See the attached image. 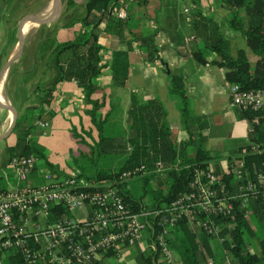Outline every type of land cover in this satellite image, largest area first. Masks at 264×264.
<instances>
[{"label": "trees", "instance_id": "trees-1", "mask_svg": "<svg viewBox=\"0 0 264 264\" xmlns=\"http://www.w3.org/2000/svg\"><path fill=\"white\" fill-rule=\"evenodd\" d=\"M224 6L229 16V26L239 31L244 37L248 48L256 55L254 65H250L245 48L239 47L233 53L230 52L227 40L219 31L218 22L211 15L197 11V16L192 17L193 38L198 42L191 49V55L199 62L209 61L224 69V79L227 83H237L240 88L249 90L253 88H264V0H218ZM199 4V0H192ZM66 8L74 4V0H66ZM120 0H86L85 13L68 24L79 22L80 30L73 38L58 42L54 48V62L59 67L60 74L54 82L47 87L36 86L40 91L41 103L48 104L54 97V89L58 81L73 78L81 88L84 112L94 122L100 132L101 139H108L105 152H119L123 155L122 162L117 166L102 167L95 170L93 176L96 178L113 179L123 169L135 165L144 164L146 172L119 182L120 192L124 201L133 210L144 208H158L168 204L178 195L190 189L192 171L195 167H207L209 155L203 145L198 142L193 156H188L185 146L188 142L182 141L176 144L169 137L170 128L163 119V106L159 100H147L140 102L135 94H130V104L127 115L130 120L126 137H123L118 145L111 144V136L104 135V125L109 120V112L116 105L110 104L105 112L100 109L104 107V95L98 94V81L102 62V43L98 40V30L104 23L107 32L120 36L121 31L129 29L132 32L130 12L124 18L111 14L113 6L119 7ZM128 8V7H127ZM143 33L142 38L151 37L152 33ZM133 37L141 42V34L132 32ZM146 35V36H145ZM129 43V42H128ZM146 46L147 56L152 59L157 48L151 39L140 43ZM208 53L214 55L208 59ZM129 63L127 51L116 49L112 51V62L110 63L111 83L114 86L125 85L128 76ZM168 91L178 96V109L180 117L188 130L189 98L187 95L185 77L177 70L170 69L168 80ZM239 117L248 121L247 140L239 146V154L230 157H242L247 168L252 172L264 166V107L253 110L250 107L236 108ZM19 118L16 124H19ZM28 128L18 135L17 141L12 146L19 149L13 154H29L34 149L36 153L44 158L45 166L65 176L70 168L56 170L52 168L47 155L38 148L31 139L27 138ZM258 146L253 151L252 147ZM13 148V147H12ZM15 150V149H14ZM104 150V149H103ZM102 150V151H103ZM12 154V155H13ZM35 154V153H34ZM36 155V154H35ZM166 163L164 167L165 180L154 170L156 161ZM75 169L82 175L78 168ZM221 179L229 184L232 175L221 173ZM156 179V184H154ZM136 183L135 186L132 184ZM232 184H229L228 187ZM254 209V217L264 219V198L259 197L250 202ZM57 216L61 213L69 215L70 211L60 204L55 208ZM204 217L203 213L198 214ZM217 222L223 223L218 233H208L201 227L192 228L193 222L182 214L173 225L168 226L166 238L173 246L181 264H204L213 255L210 246V238L224 236L223 243H227L229 252L232 255L230 264H256L264 259V239L258 240L257 250L250 251L244 247V231L250 230L247 213L236 204L233 213L220 216L215 215ZM157 217H151V222L156 224ZM228 225V226H227ZM229 236V242L227 237ZM111 253V252H109ZM159 251L149 253L138 252L137 261L139 264H153Z\"/></svg>", "mask_w": 264, "mask_h": 264}, {"label": "built area", "instance_id": "built-area-1", "mask_svg": "<svg viewBox=\"0 0 264 264\" xmlns=\"http://www.w3.org/2000/svg\"><path fill=\"white\" fill-rule=\"evenodd\" d=\"M120 2L119 7H112L111 14L124 18L127 4ZM103 57L101 54V60ZM229 102L238 108L258 110L264 107V88L245 90L232 83ZM37 123L45 134L48 121ZM252 149L258 150V146ZM36 161L32 153L13 154L7 161L18 183L0 190V264H93L102 253L120 256L124 247L142 243L145 231L148 249L173 262L177 254L166 232L182 214L193 226L218 233L222 223L214 219L215 215L233 213L236 204L247 213L251 201L264 198V166L251 172L240 156L229 159L220 173L210 167H195L190 189L164 206L138 210L124 201L119 182L146 172L144 164L125 168L108 180L82 175L75 167L59 176L47 167L42 169V181L26 183ZM163 169L164 164L156 161L154 170ZM229 172L231 187L220 176ZM60 204L69 215L57 216L55 208ZM75 209L82 213L74 214ZM200 213L204 217H199ZM151 217L158 218L156 224ZM204 264L215 262L208 258Z\"/></svg>", "mask_w": 264, "mask_h": 264}, {"label": "crops", "instance_id": "crops-1", "mask_svg": "<svg viewBox=\"0 0 264 264\" xmlns=\"http://www.w3.org/2000/svg\"><path fill=\"white\" fill-rule=\"evenodd\" d=\"M85 1L74 0V4L71 6L79 5L81 14H84L86 10ZM120 1L127 4L132 32L140 33L141 38L143 33L149 32L148 30L153 33L150 38L145 35L146 37L139 42L133 37L129 29L121 31L120 36H117L105 31V24L102 23L100 25L101 29L98 30V40L102 43V55L104 56V59L101 60L103 62L102 68L96 76L99 85L98 94L102 93L104 95L105 104L109 99L110 104L116 105L114 108H119L122 111L120 117L114 118L122 133L117 139L120 140L126 137L128 132L130 120L127 109L130 104V94H135L140 102L157 99L163 106L162 116L170 128L169 137L171 141L176 144L182 141L188 142L185 146L188 156H193L196 145L200 142L207 150L208 159L212 157L210 162L208 159L206 160L207 166L213 168L217 173L223 172L227 167L229 158L239 154V146L247 140L249 127L248 121L239 117L236 109L238 107L231 105L229 102L230 83H227L224 79V69L209 61L199 62L191 55V49L198 44L193 38L192 25V17L197 16L196 10L211 15L218 22L219 31L227 40L230 52L233 53L239 47L245 48L251 66L254 65L256 55L248 48L244 37L239 31L229 26L226 20L229 13L218 0H199V4L193 3L192 0ZM68 23L69 21H66L62 25H69ZM73 26L75 32L71 38L80 30L79 22H75ZM148 39H151L157 48L152 59L147 56L146 46L140 44ZM53 40L56 42L55 35H53ZM116 49L127 51L128 76L123 86H114L111 83L110 63L112 62V51ZM213 55V53H208L206 57L210 59ZM107 57L108 62L105 61ZM52 64H48V86L60 74L56 63ZM170 69L179 71L185 77L189 98L188 130L180 117L177 106L178 96L168 91ZM121 90L123 91L121 92ZM54 91V97L48 103L50 123L53 117L56 116L58 109L65 116H73L78 119V114L84 110L85 104L81 88L77 85L76 80L73 78L62 79L57 82ZM14 94L9 90L8 95H10L12 101L15 100ZM106 109V106H104L100 111L103 113ZM10 121V109L0 104V190L13 188L18 183L7 165L9 157L17 148V146L15 148L12 146L17 141L16 135L10 137L13 131L5 134ZM48 125H50L49 122ZM45 154L48 156L47 152ZM161 162L166 165L162 160ZM165 165L164 167H166ZM44 168H47V166H40L36 161L26 181L32 180L33 182L30 183L42 181L41 174ZM73 212L80 215L82 210L75 209ZM222 227H224L223 223L221 224ZM192 228L198 227L194 226ZM147 239L148 232L145 231L142 243L124 247L120 256L112 252L102 253L96 257L93 264H114L115 262L111 256H115L117 261H121L124 256H131L128 263L139 264L137 261L138 252L146 254L150 252L145 245ZM217 240L223 243L224 236L217 238ZM219 256L223 257L222 254L213 252V255L209 258L215 264L231 263V261L219 262ZM153 262V264H160L161 262L181 264L178 255H176L173 262H167L160 253L157 255L156 260L153 259ZM256 264H264V259Z\"/></svg>", "mask_w": 264, "mask_h": 264}, {"label": "rangeland", "instance_id": "rangeland-1", "mask_svg": "<svg viewBox=\"0 0 264 264\" xmlns=\"http://www.w3.org/2000/svg\"><path fill=\"white\" fill-rule=\"evenodd\" d=\"M65 1L0 0V70L9 56L15 53L8 67L0 76V90L8 103L15 105L16 119L20 120V123H15L10 131V133L13 131L10 137L15 135L18 137L24 129L28 128L27 138L31 139V142L37 143L36 146L41 148L43 153H48L47 158L53 169L66 170L72 166L84 174L93 176L98 168L119 165L123 155L114 151L105 152L110 143L107 144L108 139H101L96 124L90 120L84 110L78 114L79 118L77 119L73 116H65L58 109L50 123L48 104L41 103L40 91H36L37 85L48 86V64L55 63L56 42L70 39L75 32L73 26L75 22L69 25H62V23L73 21L83 15L79 5L71 6L72 9L66 8ZM51 2L52 8L49 7ZM57 3L58 7L56 8ZM42 13L47 14L44 19H29L31 14L40 15ZM22 32L23 42L20 45L19 38ZM53 35H55L56 42L53 40ZM9 90L13 94L15 93L14 101L8 95ZM105 106L107 109L110 108L109 99ZM10 113L12 118L11 110ZM121 113L119 108L111 109L109 120L104 125V135L111 136V144L114 146L118 145L117 137L122 134L121 128L116 125L114 118L120 117ZM41 119L47 120L50 124L45 134L41 133L38 128L37 121ZM111 120L112 122H110ZM262 126H264V121ZM18 149L17 147L14 151L16 152ZM31 152L38 157V164L45 166L44 158L40 157L35 149ZM211 159L212 157L208 161L210 162ZM164 170L158 173L165 180ZM30 182L33 181H26V183ZM154 184H156V179H154ZM132 185L135 186L136 183ZM247 213L250 230L243 233L245 242L243 249L248 248L250 251H254L257 250L258 240L264 239V219H258L252 215L254 209L251 205ZM192 227L194 226L192 225ZM225 236L229 242V236ZM210 246L212 252L223 255V257L219 256V262L231 261L232 263L233 258L227 243H220L216 237L212 236ZM111 258L114 260V264H129L131 256H124L121 261H117L115 256H111ZM160 264L165 263L161 262Z\"/></svg>", "mask_w": 264, "mask_h": 264}, {"label": "water", "instance_id": "water-1", "mask_svg": "<svg viewBox=\"0 0 264 264\" xmlns=\"http://www.w3.org/2000/svg\"><path fill=\"white\" fill-rule=\"evenodd\" d=\"M56 8L58 7V3H57V5L55 6ZM52 13V12H51ZM46 15L47 14H40V15H38V14H31L30 16H29V19L31 18H35V19H44L45 17H46ZM48 16H49V14H48ZM22 42H23V32L21 33V35H20V38H19V44L21 45L22 44ZM14 54L15 53H12L10 56H9V58L5 61V63L3 64V66H2V68H1V70H0V76L2 75V73L4 72V70L8 67V65H9V63L11 62V60L13 59V57H14ZM0 104H3V105H5L6 107H8L10 110H11V112H12V118H11V122H10V125H9V127H8V129H7V131H6V133L5 134H7V133H9L11 130H12V128L14 127V125H15V123H16V110H15V108H14V106L13 105H11L10 103H8V100L7 99H2V98H0ZM4 134V135H5Z\"/></svg>", "mask_w": 264, "mask_h": 264}, {"label": "bare ground", "instance_id": "bare-ground-1", "mask_svg": "<svg viewBox=\"0 0 264 264\" xmlns=\"http://www.w3.org/2000/svg\"><path fill=\"white\" fill-rule=\"evenodd\" d=\"M54 1V0H53ZM49 7H51L52 8V2H51V4H50V6ZM49 7H48V9H49ZM50 8V9H51ZM42 14H44V13H42ZM37 22V21H36ZM35 24V23H34ZM33 26V25H32ZM0 98H2V99H4V96L2 95V91L0 90Z\"/></svg>", "mask_w": 264, "mask_h": 264}]
</instances>
